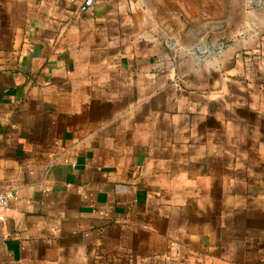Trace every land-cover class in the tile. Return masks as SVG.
Returning <instances> with one entry per match:
<instances>
[{"label": "crops", "instance_id": "0c3cea01", "mask_svg": "<svg viewBox=\"0 0 264 264\" xmlns=\"http://www.w3.org/2000/svg\"><path fill=\"white\" fill-rule=\"evenodd\" d=\"M84 1L0 0V264H264V9Z\"/></svg>", "mask_w": 264, "mask_h": 264}, {"label": "built area", "instance_id": "2783aa9c", "mask_svg": "<svg viewBox=\"0 0 264 264\" xmlns=\"http://www.w3.org/2000/svg\"><path fill=\"white\" fill-rule=\"evenodd\" d=\"M248 6L253 7H260L264 9V0H247ZM91 5V0H85L83 5L81 6V9H85L87 6ZM168 45H175L176 40L173 38H169L166 41V44ZM218 47H212V50L209 51L204 42L197 43L193 46L192 52L195 54L196 59L198 62H203L209 57L217 52L220 49V45H217ZM15 198L14 192L10 190H5L0 192V221L4 219L5 211L9 208L10 201Z\"/></svg>", "mask_w": 264, "mask_h": 264}, {"label": "water", "instance_id": "95a60500", "mask_svg": "<svg viewBox=\"0 0 264 264\" xmlns=\"http://www.w3.org/2000/svg\"><path fill=\"white\" fill-rule=\"evenodd\" d=\"M204 44H205L206 48H207L209 51L212 50V45H211L210 40H209V38H208L207 36L204 38Z\"/></svg>", "mask_w": 264, "mask_h": 264}, {"label": "rangeland", "instance_id": "374dc122", "mask_svg": "<svg viewBox=\"0 0 264 264\" xmlns=\"http://www.w3.org/2000/svg\"><path fill=\"white\" fill-rule=\"evenodd\" d=\"M202 42H204V41H202Z\"/></svg>", "mask_w": 264, "mask_h": 264}]
</instances>
